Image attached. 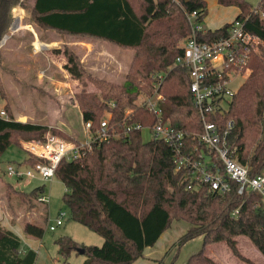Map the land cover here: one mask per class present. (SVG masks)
I'll return each instance as SVG.
<instances>
[{"label":"trees","instance_id":"16d2710c","mask_svg":"<svg viewBox=\"0 0 264 264\" xmlns=\"http://www.w3.org/2000/svg\"><path fill=\"white\" fill-rule=\"evenodd\" d=\"M179 1L181 5L175 0H35L32 6V22L43 30L89 37L134 51L123 84L87 73L71 53L80 74L98 89V93L75 94L79 109L93 120L94 129L105 112H110V128L124 136L96 146L80 159L62 160L55 171V178L65 186L62 199L72 219L104 239L101 247L82 245L89 257L84 264H134L175 220L190 224L178 239V249L197 237L203 238L202 248L188 258L187 264H217L206 250L220 242H225L241 261L254 264L240 252L239 236L248 237L264 256V212L257 206L261 197L239 195L235 188L222 195L188 189L189 179L184 172H176V153L169 144L144 141L139 130L126 131L131 123L153 127L159 121L137 103L141 93L152 95L159 84L158 92L166 98L160 104L161 118L188 135L186 154L197 145L194 136L203 132L202 118L193 103L189 70L175 61L191 34L187 13L199 11L204 20L208 8L205 0ZM22 3L0 0V41L9 31L12 10ZM218 4L237 7L239 12L233 21L243 20L245 29L261 40L228 108L209 116L221 127L229 121L234 123L229 135V143L236 149L232 156L247 166L253 177L264 172V0L256 8L247 0H218ZM230 25L203 30L198 36L201 41L213 42L226 37ZM159 74H163L160 80L156 77ZM127 110H133V114L126 122ZM48 132L72 140L46 125L0 115V156L11 145L22 148V140H43ZM37 161L27 157L24 163L33 166ZM44 192L45 185H40L28 197L36 198ZM236 209L239 212L233 216ZM23 232L42 238L45 227L27 222ZM56 244L62 264H69L78 243L65 236ZM23 247L21 237L0 224V264H35L37 252Z\"/></svg>","mask_w":264,"mask_h":264},{"label":"rangeland","instance_id":"374dc122","mask_svg":"<svg viewBox=\"0 0 264 264\" xmlns=\"http://www.w3.org/2000/svg\"><path fill=\"white\" fill-rule=\"evenodd\" d=\"M34 1L23 0L22 4L12 10V23L9 31L0 41L1 45L4 38L11 35V38L8 37L5 42V46L2 48L0 46V115L4 112L1 116L5 118H9L10 114L14 119L21 117L25 122L45 124L48 128L56 129L70 136L72 140H67L57 135L70 142L84 140L87 135L85 124L89 118L73 101L75 100V94L78 92L98 93V89L94 83L80 74L73 59L77 75L65 74L58 66L50 63L48 56L51 50L42 52V49L32 54V48L28 47L29 45L26 43L29 41L28 39H31L28 35L29 31L21 28L30 24L33 25L32 28L34 29L54 32L43 30L32 22ZM205 1L208 13L207 18L203 20L204 30H207L206 28H219L221 27L219 25L223 26L225 23L232 22L235 19L237 15L236 7L222 6L218 4V0ZM247 1L256 8L261 0ZM59 35L63 41H65V36H71L66 34ZM114 46L124 52L129 51L130 54L134 52L132 49ZM63 47L67 48L69 55L73 53L78 58L80 65L87 73L98 77L85 67L80 55L72 51L68 46ZM254 50H257L256 46ZM114 52L117 53L116 50ZM129 52H126L125 56L123 54L121 56L124 66L130 61ZM97 64L99 66L102 65L109 72L112 70V66L107 59L104 63L98 61ZM23 66L27 67L23 68ZM234 77L235 82L232 86L237 90L244 82V78L238 70L235 72ZM64 81H67L68 85L63 84ZM141 95L138 102L143 99ZM107 114L108 112L106 111L104 116H107ZM142 135L144 141L152 139L151 134L147 130L143 131ZM23 142L25 141H20V144ZM27 156V152L15 144L11 145L0 156V224L19 233L22 237L23 249L27 248L26 244L36 248V264H62V258L58 254V245L56 244V241L61 237L72 238L78 243V249L82 248V245L101 247L104 243L102 236L72 219L71 211L62 199L66 189L60 179L54 178L47 182L29 177L17 179L7 174L6 168L8 164L17 165V161L23 158L26 159ZM42 184L46 185L44 193L48 197L47 203L39 200L42 194L36 198L28 197V193L32 189ZM22 194L24 196H21ZM60 210L65 211L67 215L63 220V224L57 227L56 230L51 231L49 226L54 224ZM47 215L48 220L45 222ZM27 222L45 227L43 237L26 236L23 232V227ZM189 227L190 224L182 220L174 223L168 231L169 236L174 240L169 244L167 251H165V256L153 259L151 263L187 264L188 257L199 252L203 244L202 237H197L178 249V239L186 233ZM237 240L239 250L243 256L250 259L254 264H264V256L248 237L239 236ZM78 249L72 252L68 258L69 264H84L89 260V257L85 253H79ZM206 254L220 264H247L234 256L225 242L209 246Z\"/></svg>","mask_w":264,"mask_h":264},{"label":"built area","instance_id":"2783aa9c","mask_svg":"<svg viewBox=\"0 0 264 264\" xmlns=\"http://www.w3.org/2000/svg\"><path fill=\"white\" fill-rule=\"evenodd\" d=\"M175 2L180 4L179 0ZM187 19L191 34L185 39L182 53L176 58L175 64L187 68L190 73L193 103L203 122V132L194 136L197 145L186 154L188 135L161 118L160 104L166 102V98L158 92L159 84L156 85L154 94L143 93V99L137 102L158 116L159 121L153 127L131 123L126 125V131L147 130L152 139L169 144L176 153V172H184L189 179L188 189L222 195L235 188L239 195L256 194L261 197V203L259 201L257 206L264 212V172L250 176L249 168L232 156L236 150L229 143V135L234 129L232 121L221 127L209 119V116L224 113L228 108L229 101L238 90L232 86L235 82V72L238 70L243 76L251 54L256 51L255 46L258 50L261 40L245 29L243 20H235L231 22L226 37L213 42L201 41L198 33L205 28L199 11L187 13ZM162 76L163 74H159L156 77L160 80ZM3 114L4 112L1 113ZM132 114L133 110L125 112L126 122L131 120ZM110 118L111 113L108 112L95 129L93 120L89 119L85 124L87 135L84 140L70 142L48 132L43 140L23 142L22 149L27 152V157H35L38 161L33 166H28L24 163L25 160L17 165L8 164L7 174L17 179L29 177L42 181L53 180L62 160L80 159L96 146L111 139L124 137L116 129L110 128ZM39 200L47 203L48 197L43 194ZM238 212L239 209H236L233 216H237ZM66 215L65 211L60 210L49 229L54 231L61 226Z\"/></svg>","mask_w":264,"mask_h":264},{"label":"crops","instance_id":"0c3cea01","mask_svg":"<svg viewBox=\"0 0 264 264\" xmlns=\"http://www.w3.org/2000/svg\"><path fill=\"white\" fill-rule=\"evenodd\" d=\"M238 12L239 9L237 8V14ZM25 26L24 28L21 29H28L29 31L28 35L30 36L31 39H28L29 41H27L26 43L29 45L28 47L32 48L31 49L32 54L33 52H38L41 51L42 49H43L42 52L51 50L48 56V58L50 59V63H53L55 66H58L59 69H61V71H63L65 74L69 73L71 75H77L76 66L71 58V55H69V53L67 52V48L63 47V46H68L72 51L80 55L81 61L85 65V67L91 73L96 74L98 78L118 84H123L125 82L127 73L129 71L131 62L134 57V52L130 54L129 51L124 52L121 49L117 48L116 46L110 44L109 42L101 41L89 37L81 38L71 35V36H65L64 37L65 41H63L62 37L56 32H44L39 29H34L32 28L33 25L30 24H27ZM203 27L205 26L203 25ZM217 28L218 27H215L214 29H210V28H206V29L215 30ZM8 37L11 38V35L6 36L4 38L5 41L3 40L2 44L0 45L1 48L5 46V42L8 40ZM115 50L117 51V53L114 52ZM126 52H129L130 54V61L126 63V66H124L123 61H121L122 58L121 56L122 54L123 56H125ZM106 59L108 60V63L111 64L112 66V70L110 72L107 71L105 68H103L102 65L99 66L97 64L98 61H102V63H104ZM24 67L27 66H23V68ZM63 84L68 85L67 81H64ZM73 102L78 107L76 100H74ZM15 120L25 122V120H23L21 117H17ZM31 123H36V122H31ZM37 124H41V123L37 122ZM23 159L25 160V158ZM23 159L17 162H21L23 161ZM176 222L177 221L173 222L172 225H174V223ZM168 231L169 229L160 236V238L158 239V241L154 246L146 248L144 251V256L139 260H137L134 264H154L151 263L153 259H159L160 257L165 256L164 255L165 251H167L169 244L174 240L171 239V237L168 234ZM15 233L19 235L17 231ZM26 245H27L26 247H30L36 251V248L31 247V245L28 244ZM213 260L215 261V259ZM215 262L217 264H220L218 261Z\"/></svg>","mask_w":264,"mask_h":264},{"label":"water","instance_id":"95a60500","mask_svg":"<svg viewBox=\"0 0 264 264\" xmlns=\"http://www.w3.org/2000/svg\"><path fill=\"white\" fill-rule=\"evenodd\" d=\"M78 252L84 254V253H85V249H83V248H79V249H78Z\"/></svg>","mask_w":264,"mask_h":264}]
</instances>
